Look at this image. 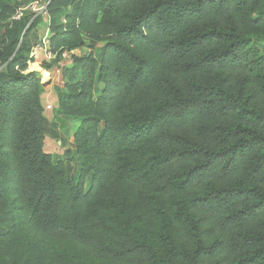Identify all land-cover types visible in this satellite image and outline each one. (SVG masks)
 Segmentation results:
<instances>
[{"label":"trees","instance_id":"1","mask_svg":"<svg viewBox=\"0 0 264 264\" xmlns=\"http://www.w3.org/2000/svg\"><path fill=\"white\" fill-rule=\"evenodd\" d=\"M48 10L54 51L104 44L56 90L79 120L72 183L44 151L35 22L1 26L0 264H264V0Z\"/></svg>","mask_w":264,"mask_h":264},{"label":"rangeland","instance_id":"2","mask_svg":"<svg viewBox=\"0 0 264 264\" xmlns=\"http://www.w3.org/2000/svg\"><path fill=\"white\" fill-rule=\"evenodd\" d=\"M15 1L16 0H10L9 4H14ZM3 3L4 2H0V4ZM66 11L67 8H64L61 11L56 25L63 22L64 13ZM8 19V15L5 14L4 18L0 20V31L3 30L1 26L5 22H8ZM34 22L35 27H33L29 34V39L32 46L42 35H45L46 33L51 34L56 29V25L52 26L50 21L49 10L47 19L44 20L42 18H36ZM103 44L104 42L94 43L89 38H85V46L78 48L74 54L70 55L67 60H64L58 70L54 69V65H57L56 59L52 61L54 62L53 66L47 67V70L42 68L41 65L39 68H37L38 65L36 64L35 66L31 65V69L29 68V71H35L39 76L43 90L42 102L44 107V151L50 154L54 163L61 162L64 165L67 177L72 183H74L77 178L81 161L80 156L76 152L73 140L74 132L79 124V120L76 117L64 115L59 111L56 90L63 88L64 83L69 80L70 76L75 74L74 72L76 65L79 64V60L81 58L89 53H92L93 56L98 59L100 49ZM255 45L264 50V42L259 41L256 42ZM44 63L47 62H43V64ZM36 68L37 70H35ZM44 73L46 74L44 75ZM101 91L102 84H96L93 92V98L96 99ZM47 106L50 107L47 108ZM89 178L90 176H88L86 179L84 186L85 188L89 186ZM3 206L6 207V203L4 201H0V208ZM10 223L11 221L7 224L3 222L2 225L4 227H8Z\"/></svg>","mask_w":264,"mask_h":264},{"label":"built area","instance_id":"3","mask_svg":"<svg viewBox=\"0 0 264 264\" xmlns=\"http://www.w3.org/2000/svg\"><path fill=\"white\" fill-rule=\"evenodd\" d=\"M50 1L51 0H16L13 13L9 17V21H19L22 18L27 17L29 18V25L36 20V18H42L45 20L48 18V5ZM50 36L51 34L49 33L42 35L31 47L27 71H29L31 65H41L43 62L50 63L55 59L57 60V65H54V69L58 70V68L61 67L62 62L67 60L69 56L74 54V52L78 49H62L54 51L51 45ZM49 107L50 106H47V108Z\"/></svg>","mask_w":264,"mask_h":264},{"label":"crops","instance_id":"4","mask_svg":"<svg viewBox=\"0 0 264 264\" xmlns=\"http://www.w3.org/2000/svg\"><path fill=\"white\" fill-rule=\"evenodd\" d=\"M260 42H264V41H260ZM39 66H40V65H38V68H39ZM35 70H37V69H35Z\"/></svg>","mask_w":264,"mask_h":264},{"label":"bare ground","instance_id":"5","mask_svg":"<svg viewBox=\"0 0 264 264\" xmlns=\"http://www.w3.org/2000/svg\"><path fill=\"white\" fill-rule=\"evenodd\" d=\"M34 66H35V65H34ZM37 68H38V67H37ZM37 68H36V69H37ZM40 69H41V68H40ZM41 70H42V69H41ZM42 72H43V71H42ZM44 75H45V73H44Z\"/></svg>","mask_w":264,"mask_h":264}]
</instances>
